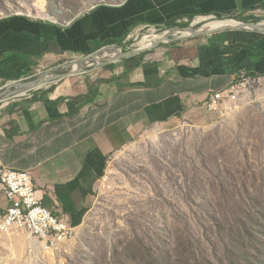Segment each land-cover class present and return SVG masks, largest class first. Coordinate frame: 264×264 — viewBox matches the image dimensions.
I'll list each match as a JSON object with an SVG mask.
<instances>
[{
    "label": "crops",
    "instance_id": "obj_1",
    "mask_svg": "<svg viewBox=\"0 0 264 264\" xmlns=\"http://www.w3.org/2000/svg\"><path fill=\"white\" fill-rule=\"evenodd\" d=\"M184 20L237 24L204 29L147 57L96 64L23 96L8 94L0 106V167L27 172L43 207L77 228L110 156L152 128L208 125L215 118L206 108L210 92L264 76V0H123L65 25L0 19L4 87ZM4 207L0 194V214Z\"/></svg>",
    "mask_w": 264,
    "mask_h": 264
},
{
    "label": "rangeland",
    "instance_id": "obj_2",
    "mask_svg": "<svg viewBox=\"0 0 264 264\" xmlns=\"http://www.w3.org/2000/svg\"><path fill=\"white\" fill-rule=\"evenodd\" d=\"M122 1L0 0V19L22 15L65 25ZM209 23L145 29L121 53L137 50L151 32L171 31L167 42L140 54L147 57ZM12 84L0 83V98L14 91ZM223 109L202 127L143 133L109 157L73 240L44 253L31 252L25 236L8 237L0 242V264H264V76Z\"/></svg>",
    "mask_w": 264,
    "mask_h": 264
},
{
    "label": "built area",
    "instance_id": "obj_3",
    "mask_svg": "<svg viewBox=\"0 0 264 264\" xmlns=\"http://www.w3.org/2000/svg\"><path fill=\"white\" fill-rule=\"evenodd\" d=\"M181 23L189 24L191 29L196 25L193 21L189 22L187 20L178 21L177 25ZM177 30V28L174 29V31ZM122 48L113 50L102 49L82 60L42 74L37 73L31 78H40L42 76L48 78L58 73L71 71V68L77 64L81 68L74 74H83L85 69L93 68L96 64L110 63L113 59L107 57L102 58L100 61H95L99 53L115 51L121 54ZM80 61H82L81 64ZM254 78L256 77L242 76L232 81L227 89L210 92L206 101L207 110L215 117L221 114L224 110L223 105L229 100H235L240 90L244 89ZM59 80L61 79L53 80L47 85ZM0 194L5 202L4 210L0 214V240L8 237L25 236L33 243L30 248L31 252H36L37 249H40L44 253H52L74 239L76 227L70 225L67 216L61 215L57 217L43 207L41 189L27 172L1 166Z\"/></svg>",
    "mask_w": 264,
    "mask_h": 264
},
{
    "label": "water",
    "instance_id": "obj_4",
    "mask_svg": "<svg viewBox=\"0 0 264 264\" xmlns=\"http://www.w3.org/2000/svg\"><path fill=\"white\" fill-rule=\"evenodd\" d=\"M240 26H250L252 28H255V29H258L260 28V26L258 24H244L242 23ZM220 29H228L227 26H220L219 27ZM263 29V28H261ZM264 30V29H263ZM190 31V35L188 36H198V35H203V34H206L207 32L206 31H203L202 29L201 30H197V31H193V30H188ZM163 41L160 39L158 41H156L150 48H138L137 50H134V51H131V52H128V53H121L119 58H116V59H112L110 61L111 62H115V61H118V60H121V59H124V58H128V57H132V56H137V55H140L142 54L143 52H145L146 50H149V49H152V48H155L157 47L158 45H160ZM110 49H115V48H110ZM82 61H80V64H81ZM102 64H105V63H102ZM100 64V65H102ZM70 75H74V72L72 71H67V72H63V73H58L54 76H51V77H40V78H37V79H33L32 81H29V82H25V83H14L8 87H13L14 86V91H12V93H6L4 96L6 97L8 94L9 95H16V96H20V95H25L26 93H28L29 91L31 90H35V89H38L40 87H43L45 85H47L49 82L53 81V80H56V79H63L67 76H70ZM7 89V88H6ZM8 95V96H9ZM3 97L0 98V104L3 102ZM7 96V97H8Z\"/></svg>",
    "mask_w": 264,
    "mask_h": 264
},
{
    "label": "bare ground",
    "instance_id": "obj_5",
    "mask_svg": "<svg viewBox=\"0 0 264 264\" xmlns=\"http://www.w3.org/2000/svg\"><path fill=\"white\" fill-rule=\"evenodd\" d=\"M195 22V21H194ZM196 23V22H195ZM237 23L233 22L232 20L231 21H226L225 22H211L209 24H207L205 27L208 28V29H214V28H217L219 26H233V25H236ZM263 25V24H262ZM203 29V28H202ZM207 30V29H206ZM177 32V31H176ZM170 33L171 34V31H167L165 32L163 35H155L154 32H151L150 34H148V37L145 38V39H142L141 42L138 44L139 45V48H150L156 41L158 40H162L163 42H167V39H166V35ZM184 35H189L188 34V31L187 32H183ZM178 36V35H177ZM136 45V44H135ZM133 47V46H132ZM110 50V49H109ZM120 56V53L119 52H113L112 55L110 56L111 58L113 59H116V58H119ZM101 59H99L98 57L95 58V61H100ZM81 68V66H79L78 64L77 65H74L72 68H71V71L72 72H77L79 71ZM22 82V81H21ZM25 83V82H24ZM8 96V95H7ZM22 97V96H21ZM10 99V98H9ZM1 106V105H0Z\"/></svg>",
    "mask_w": 264,
    "mask_h": 264
},
{
    "label": "trees",
    "instance_id": "obj_6",
    "mask_svg": "<svg viewBox=\"0 0 264 264\" xmlns=\"http://www.w3.org/2000/svg\"><path fill=\"white\" fill-rule=\"evenodd\" d=\"M183 25H184V24H179V25L174 24V25H170V27L175 26V27H180V28H182Z\"/></svg>",
    "mask_w": 264,
    "mask_h": 264
}]
</instances>
